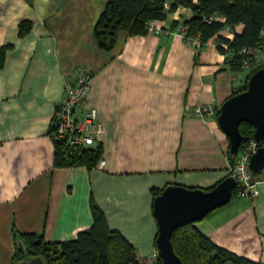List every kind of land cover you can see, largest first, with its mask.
I'll list each match as a JSON object with an SVG mask.
<instances>
[{
	"label": "crops",
	"instance_id": "0c3cea01",
	"mask_svg": "<svg viewBox=\"0 0 264 264\" xmlns=\"http://www.w3.org/2000/svg\"><path fill=\"white\" fill-rule=\"evenodd\" d=\"M107 1L0 0V264L18 261L22 234L46 242L75 238L93 224V204L137 253H154L153 190L208 189L230 174L229 137L216 105L244 85L250 70L231 67L213 44L217 34L198 48L176 31L120 30L113 50L104 52L94 29ZM193 15L179 5L159 20L171 27ZM80 67L92 74L85 106L97 109L104 126L85 147L100 148L103 169L55 163L51 123ZM203 104L215 110L196 113ZM261 186L259 196L234 195L194 225L264 264Z\"/></svg>",
	"mask_w": 264,
	"mask_h": 264
},
{
	"label": "trees",
	"instance_id": "16d2710c",
	"mask_svg": "<svg viewBox=\"0 0 264 264\" xmlns=\"http://www.w3.org/2000/svg\"><path fill=\"white\" fill-rule=\"evenodd\" d=\"M179 5L191 7L194 12L183 23L188 27V34H200L198 48L216 34L217 40L235 49L254 46L263 40L264 0H174L168 8L165 0H108L95 25V41L100 50L111 52L120 30H128L132 34L146 32L148 20L165 19L167 12L175 10ZM217 13L224 15L225 20L215 18L211 22L205 21L204 17L215 16ZM178 23L175 22L170 28L175 29ZM237 25L243 26L241 31H236ZM228 26L233 32L231 38L222 32ZM217 47L223 53L226 52L223 45ZM227 59L233 69L240 68L241 56L236 54L227 56ZM261 67L264 65L251 69L244 85L234 89L231 95L245 90L250 76ZM240 129L244 136L240 146L242 148L252 138L255 127L249 122H242ZM55 145V163L59 165L85 164L93 167L102 158L98 147H78L61 141ZM235 161L236 157L234 160L230 159L231 166ZM259 173L254 172L255 175ZM163 190L154 189V196ZM237 190L238 185L234 188L233 196L237 195ZM92 210L93 224L80 231L73 239L46 242L33 234H22L25 250L18 247V261L41 255L46 264H139L133 244L120 231L109 227L105 214L98 205L93 204ZM172 242L184 264H263L215 243L194 223L175 229Z\"/></svg>",
	"mask_w": 264,
	"mask_h": 264
},
{
	"label": "water",
	"instance_id": "95a60500",
	"mask_svg": "<svg viewBox=\"0 0 264 264\" xmlns=\"http://www.w3.org/2000/svg\"><path fill=\"white\" fill-rule=\"evenodd\" d=\"M218 108L217 122L229 137V158L234 160L244 136L241 123L254 125L252 138L264 142V67L257 69L249 78L245 90L229 96ZM249 167L253 172L264 168V144L251 155ZM237 178L227 175L211 189L169 184L154 199V215L158 223L156 244L162 264H184L172 242L175 229L203 219L214 209L225 205L233 197ZM21 250L25 245L17 240ZM15 264H46L41 255L22 259Z\"/></svg>",
	"mask_w": 264,
	"mask_h": 264
},
{
	"label": "built area",
	"instance_id": "2783aa9c",
	"mask_svg": "<svg viewBox=\"0 0 264 264\" xmlns=\"http://www.w3.org/2000/svg\"><path fill=\"white\" fill-rule=\"evenodd\" d=\"M215 18L216 16L213 15L204 17L207 22H211ZM160 22L159 19L148 20L146 22L148 32L168 34L176 31L188 42L200 44V34H188V27L183 21H180L175 29L161 25ZM226 30H231L230 26ZM262 35L263 40L261 43L238 49L232 48L217 39L213 44L215 46L223 45L227 56L236 54L241 56V69L251 70L264 65V30ZM91 81V72L84 67H80L73 81L67 85L65 94L57 106L51 123L50 135L55 143L61 141L68 145L85 147L100 139L104 130L103 122L98 118L95 107L85 106V99L91 88ZM194 110L200 115H206L212 113L215 109L213 104H203L197 105ZM263 144L264 142L258 143L253 138H250L242 148L240 147L236 155V161L230 167V172L237 178L238 196H259L261 194V185L264 184V168L260 171L261 178H257V175L250 169L249 163L252 153ZM105 163V158H101L97 167L103 169ZM136 257L139 264H162L158 251L147 255L137 253Z\"/></svg>",
	"mask_w": 264,
	"mask_h": 264
}]
</instances>
